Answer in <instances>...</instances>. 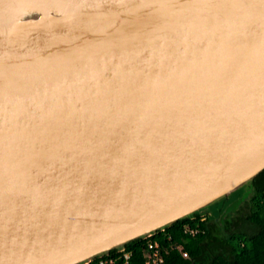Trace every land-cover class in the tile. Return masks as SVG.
Returning <instances> with one entry per match:
<instances>
[{
	"label": "water",
	"instance_id": "1",
	"mask_svg": "<svg viewBox=\"0 0 264 264\" xmlns=\"http://www.w3.org/2000/svg\"><path fill=\"white\" fill-rule=\"evenodd\" d=\"M0 24V264H84L264 171V0H63Z\"/></svg>",
	"mask_w": 264,
	"mask_h": 264
},
{
	"label": "trees",
	"instance_id": "2",
	"mask_svg": "<svg viewBox=\"0 0 264 264\" xmlns=\"http://www.w3.org/2000/svg\"><path fill=\"white\" fill-rule=\"evenodd\" d=\"M240 190L241 194L230 203L222 205L229 200L228 196L209 209L200 210L174 222L164 231H158L152 238L163 248L169 249L171 244L184 241L183 249L188 255L184 259L177 250L170 249L164 256L165 264H264V209L251 210L249 215L241 216V208H251L249 204L254 196L264 195V171ZM220 223L219 229L216 225ZM185 225L197 228L199 233L193 238L185 237L182 232ZM142 243L138 239L124 246L125 251L132 253L130 264H143Z\"/></svg>",
	"mask_w": 264,
	"mask_h": 264
},
{
	"label": "bare ground",
	"instance_id": "3",
	"mask_svg": "<svg viewBox=\"0 0 264 264\" xmlns=\"http://www.w3.org/2000/svg\"><path fill=\"white\" fill-rule=\"evenodd\" d=\"M72 3L63 0H0V24L59 19Z\"/></svg>",
	"mask_w": 264,
	"mask_h": 264
},
{
	"label": "built area",
	"instance_id": "4",
	"mask_svg": "<svg viewBox=\"0 0 264 264\" xmlns=\"http://www.w3.org/2000/svg\"><path fill=\"white\" fill-rule=\"evenodd\" d=\"M204 219V218H202ZM182 232L185 237H195L199 230L190 228L189 226H183ZM155 234H151L145 237L142 240V247H143V264H165L164 256L167 254L168 250L175 249L177 250L184 259L188 258L187 253L183 249V242H177L170 245L169 249L163 248L160 243L153 239L152 237ZM169 240V238H168ZM132 253L130 251H125V249H121L120 251H116L115 254H106L102 257H97L91 261H88L84 264H130Z\"/></svg>",
	"mask_w": 264,
	"mask_h": 264
},
{
	"label": "rangeland",
	"instance_id": "5",
	"mask_svg": "<svg viewBox=\"0 0 264 264\" xmlns=\"http://www.w3.org/2000/svg\"><path fill=\"white\" fill-rule=\"evenodd\" d=\"M241 190H237V191H235L234 193H232L231 195H230V198H229V200H227V201H225V202H223L222 203V205H224V204H228V203H230L232 200H234L235 198H237L240 194H241V192H240ZM249 204V203H248ZM218 205V204H217ZM250 207L251 208H248V207H243V209L241 208V216H243V217H245V216H247V215H249V213L251 212V210H254V211H257V210H262V209H264V195H256V196H254L253 197V199H252V201L250 202ZM210 207H212V206H210ZM209 207V208H210ZM208 208V209H209ZM207 208H205V209H202V210H206ZM205 217V216H204ZM219 218H221V217H219ZM217 220H219L218 218H217ZM216 220V221H217ZM215 221V220H214ZM214 221H212V222H214ZM216 221H215V223H216ZM220 222H222V220H219ZM217 227H219V229L221 228V223L220 224H217L216 225ZM235 229V228H234Z\"/></svg>",
	"mask_w": 264,
	"mask_h": 264
}]
</instances>
